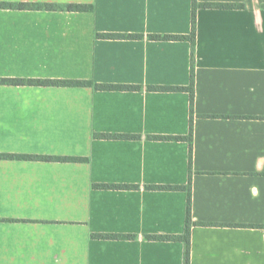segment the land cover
<instances>
[{
    "label": "crops",
    "instance_id": "1",
    "mask_svg": "<svg viewBox=\"0 0 264 264\" xmlns=\"http://www.w3.org/2000/svg\"><path fill=\"white\" fill-rule=\"evenodd\" d=\"M92 4L0 8V264H184L189 185L192 0H0ZM197 11L190 264H264V0ZM140 34L107 38L98 34ZM95 133L139 135L138 139ZM139 188L103 189L94 184ZM93 233L125 234L95 238Z\"/></svg>",
    "mask_w": 264,
    "mask_h": 264
},
{
    "label": "trees",
    "instance_id": "2",
    "mask_svg": "<svg viewBox=\"0 0 264 264\" xmlns=\"http://www.w3.org/2000/svg\"><path fill=\"white\" fill-rule=\"evenodd\" d=\"M200 7H220V8H237L244 7V4H228V3H207L200 2L199 0H192V27L190 35H151L152 39H172L181 40L187 39L191 42V80L189 86H150L153 89L160 90H187L190 93V130L187 136H150L154 139H176V140H187L190 145V156H189V185H150L149 189H188V203L186 213V228L185 232L180 235H148L149 239H160V240H179L185 243V254L184 264H190V253H191V229L194 224L198 222L193 220L192 217V162H193V133H194V99H195V49H196V34H197V11ZM0 8L9 9H47V10H69V11H89L93 9L92 4L83 3H68V4H54V3H33V2H0ZM100 37L107 38H141L140 34H121V33H106L98 34ZM0 84L10 85H70V86H94L100 90H137L140 89V85L134 84H110V83H94L89 80H53V79H26V78H0ZM95 137L111 139V138H132L138 139L139 135L122 134V133H95ZM0 158L8 159H41V160H58V161H86L85 157L77 156H50V155H33V154H12V153H0ZM96 188L103 189H119V188H139L138 185L128 184H109V183H98L94 184ZM92 237L95 238H126L130 237L125 234H114V233H93Z\"/></svg>",
    "mask_w": 264,
    "mask_h": 264
}]
</instances>
